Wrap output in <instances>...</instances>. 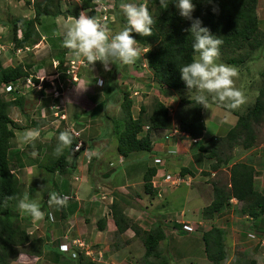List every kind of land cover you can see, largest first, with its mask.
I'll return each mask as SVG.
<instances>
[{
  "label": "crops",
  "instance_id": "1",
  "mask_svg": "<svg viewBox=\"0 0 264 264\" xmlns=\"http://www.w3.org/2000/svg\"><path fill=\"white\" fill-rule=\"evenodd\" d=\"M115 1L108 0V3L110 6L113 4V7L116 9ZM117 1L120 2L119 5L127 3V0ZM119 5H117V9H120ZM66 18L61 16L41 18L40 23L36 26L41 36L38 42L40 45L37 46L40 47L39 52H41V57L42 55L45 57V54H48L49 51H54L56 55H63V57L70 54L62 46L61 26L66 21L72 19L70 17ZM115 67L117 79H119L123 76V73L119 72L116 64ZM139 71L143 72V77L144 73H148L149 69L147 67L146 70H131L130 78L128 76L124 77L125 80L129 78L130 81L124 83H127V86H133L134 84L143 85L144 83L141 84L142 82L140 83V80L138 81L134 78L136 76L132 75V73L136 72L137 77H139ZM148 74L150 75V80L156 83L153 80L151 71ZM77 79L78 82L76 83L86 89L78 91L77 84L74 83L69 95L71 99L75 98L76 101L82 102L83 98L81 97L84 94L86 97L84 102L87 105L90 103V96L93 95L94 91L98 90V87L95 86L94 81L91 82L86 77H79L77 75ZM156 85H158L159 89ZM143 88L146 89L147 92L145 94L148 97L158 98L163 104L162 99H169L170 93H174L177 96H181V94L188 95V90L173 91L152 82H150V85H143ZM194 94L196 95V93ZM87 96L89 99H87ZM194 97L183 99L193 100ZM215 106L218 109L216 111L218 113L214 111L209 113L211 116L209 115L208 123L211 125V129L206 124L205 113L207 112L202 108L201 114L204 131L200 139H193L187 133L180 131L178 122L176 121L177 126L173 127L172 130H151L149 132L151 140V150L149 152H137L128 158H122L117 155L116 145L113 148L110 146L109 149L108 145L107 147L105 145L100 148L98 153L97 150L91 147L84 149L82 156L88 155V151L86 150H89L90 152L88 153L96 159L95 171L97 173L95 174V178L91 180L89 174L87 175L85 170L88 171V167L85 166L84 161H80L81 157L79 156L82 154L80 153L78 156L79 165L76 164L75 171L71 175V177H80V180L74 181L73 178H70L68 183L62 184L63 191L60 192L62 195L71 196H74L76 192L75 197L79 201L72 199L67 201L64 207L56 208L55 206L49 207L47 199L44 201L45 203L39 206L40 209L50 212L48 214H51L50 218L52 220L49 219L48 221V217L47 219L44 218L40 225L36 226V229H39L40 233L35 236V240H38L40 244L41 253L35 254L28 251L27 254L31 258H34V260L36 259V264H146L144 258L145 249L141 238L135 236L134 232L129 228L123 231L118 230L112 216L107 213L106 209L111 208L113 193L118 192L123 198V202H120V204L122 207L121 214L124 218L136 223L146 232L152 228L156 221L161 222L165 238L158 244V254L165 258L169 264H212L205 257L204 244L201 239L202 234L209 231L212 227H220L225 231L226 228L224 226H216L218 216L212 219L204 218L203 210L213 200V183L210 180L221 169L225 170L229 177L231 165L212 171L211 169H206L208 165L214 163L213 160H209L206 157V151L211 147L210 139L225 137L236 124L238 116L245 113L248 108L243 113L238 114L232 110L221 108L220 105ZM133 108V113L137 112L135 103ZM85 113H87L86 118H92V111H85ZM135 115L136 113L133 114V119L137 118ZM147 132V126H144L139 137L144 136ZM256 142L257 137L255 136L250 148L243 149L241 146L236 147L241 148L242 152L234 148L238 151V162L236 163H250L253 166L254 181L260 192L264 195V145H258ZM109 157H114L112 160L116 161L108 162L112 168H106V170L101 171L102 163L108 161ZM147 169L155 170L151 182L155 186L160 187V189L152 187L155 194L149 195L144 193L143 175ZM172 180L182 182L173 189L169 188L170 181ZM162 192L163 194L161 195ZM178 192L183 195V204L179 210L173 209V203L175 198H178L176 195ZM90 197L97 199L98 203L90 202ZM101 197H104V199H101ZM235 202L236 200L233 199V204ZM104 206H106V209H103ZM99 219L106 221L105 228L102 231L97 228V221ZM30 220L32 221V218ZM246 222L248 223V221ZM59 223L63 224V226L61 225L62 228H59ZM251 224L254 226V231L259 234L264 233V215L252 220ZM183 225L190 227L191 231H185ZM200 225L207 226L208 228H198ZM199 232L202 233L200 237L198 235ZM250 232H252V229L244 228V231L240 233V236L245 239L242 242L245 245L242 250V256L253 259L258 264L255 257H248V248H250L248 233ZM258 237L264 239L262 235H258ZM200 240L202 248L201 256H191L188 253L190 245H199L198 241ZM73 241L82 244V248L74 245L69 253L61 251L62 245L68 244L72 246ZM184 245L186 246L185 248H183ZM176 248H178L177 251ZM179 248L182 249L181 253ZM258 249L256 248V251H251L250 255L256 256L257 253L260 254L263 249ZM84 251L89 252L92 260L96 262L85 257L82 254ZM174 255L177 256L175 257ZM20 261L23 263V260ZM147 261L149 264H154L156 259L150 258Z\"/></svg>",
  "mask_w": 264,
  "mask_h": 264
},
{
  "label": "trees",
  "instance_id": "2",
  "mask_svg": "<svg viewBox=\"0 0 264 264\" xmlns=\"http://www.w3.org/2000/svg\"><path fill=\"white\" fill-rule=\"evenodd\" d=\"M169 6L164 9L160 6L159 0H148L146 7H154V12L150 14L154 21L152 25V35L142 37L133 32L137 45L145 49L143 59L148 69L151 71L153 80L157 84L173 91L188 90L181 79L179 67L189 64L198 54L193 52V37L186 31L190 28L191 21L185 20L179 15L175 6V0H168ZM195 5L193 13L194 18H199L203 26L210 29L211 33L220 39L221 46L235 44L238 47L239 42H251L258 33L257 4L258 0H192ZM116 9L119 1H115ZM30 5V1L27 0ZM33 17L28 20L14 22L12 25V42L15 49L32 48L41 39L36 28L43 17H70L78 18L81 10H90V17H95L94 4L92 0H81L80 4L74 3L66 9L62 8L61 0H33L31 3ZM213 8L218 12L214 13ZM116 21L121 24L123 29L126 27V18L121 19L118 13H115ZM19 33V35H18ZM17 34V35H16ZM258 44V43H257ZM220 46V47H221ZM264 47V41L261 45H251L252 51ZM58 64H63V55L57 56ZM242 60L231 63H241ZM31 64H18L2 67L0 62V86L15 82L18 79L26 78L31 75L29 72ZM116 74V72H115ZM114 74V76H115ZM262 86L251 107H248L245 113L238 116L236 124L231 128L228 134L223 138H212L210 149L206 151V157L213 160L210 168L217 170L220 167H227L230 158H223L226 150H233L241 146L243 149L250 148L254 142V135L251 141V129L254 123L259 122L264 116V69L260 74ZM35 83L37 80L33 79ZM116 92V91H115ZM181 101V100H180ZM23 96H16L13 101H5L0 96V264H11L18 255L21 254L20 247L31 243V253L40 254V244L24 229L17 225L18 215L15 208L21 199L20 183L16 175L10 168V140L14 138L13 129L10 128L12 121L9 118L8 111L12 106L22 108ZM188 109L184 116L176 117L179 130L187 133L193 139H200L204 131L202 119V108L195 99L184 100ZM132 102L128 100L127 94H123L121 104V119L115 126L117 131L106 129L105 137H116V152L119 157L128 158L133 153L149 152L151 150V140L149 132L151 130H169L172 128L168 108L160 101H154L149 114L145 115V107L139 109V116L132 118L130 109ZM144 126H147L148 132L139 137ZM119 129V130H118ZM112 131V132H110ZM241 135L249 140L246 143H238ZM250 142V143H249ZM77 145V139L73 136L71 147L67 148L62 155L58 156L49 165L45 166L48 173H68V168L74 169L80 153L84 151L85 143L78 151L73 147ZM95 159L88 165L90 179L93 180V164ZM154 169H147L143 175V189L146 194H155L152 188L151 178L154 176ZM92 177V178H91ZM213 200L204 208L203 217L206 219L214 218L222 211L226 204H231L230 200L247 203L241 214L252 220L258 219L264 215V195L260 192L254 181V169L250 163H234L229 168V188L212 184ZM123 202L122 196L118 192L113 193L111 204V216L115 221L118 230L131 229L135 236L142 240L145 249V263L148 259L154 258V264H169V262L158 254V244L165 238L161 222L156 221L152 228L146 232L136 223H133L122 216ZM237 205V203L235 204ZM27 217V220H30ZM106 221L99 219L97 228L102 231L105 228ZM225 230L212 227L209 231L202 234L205 257L212 264H221L226 258L225 251ZM234 264H256L255 260L242 257Z\"/></svg>",
  "mask_w": 264,
  "mask_h": 264
},
{
  "label": "rangeland",
  "instance_id": "3",
  "mask_svg": "<svg viewBox=\"0 0 264 264\" xmlns=\"http://www.w3.org/2000/svg\"><path fill=\"white\" fill-rule=\"evenodd\" d=\"M29 1L30 5L27 4V0H0V62L2 63V67L11 65L15 66L18 64H31L32 67L29 71L31 75L33 77L42 79V81L39 80L38 83L43 87L42 91H38L37 89L33 90V88H30V90H21V94H19L23 95V103L21 105L22 108L12 106L8 111L9 118L12 121V125L10 126V128L13 129L14 133V138L10 140V168L19 180L20 190L22 194L21 199L27 197L29 201H33L37 203L38 206H41L43 203H45L44 201L48 199L49 193L54 192L59 196L62 195L60 192L63 191V183H68V180L70 178H73V180L76 181L74 179L75 177H71L75 169L70 170L68 168V173L65 174H59L57 172L50 174L45 169V166L49 165L58 157L54 154V150L57 146L58 136L60 132L68 129L71 131V133L75 132L79 134V136L75 138L78 141L85 143V149H89L91 147L97 150L98 153V151H100V148L105 145L106 147L108 145V149L110 148V146L111 148H113L116 145V137L107 135L105 137V133L106 129L108 130L107 132H109L110 129H114V131H117L115 126L119 124V121L121 119V104L123 102V94H127L128 100H131L132 105L130 112L132 116L136 113L135 117L139 116V109L141 106L145 107L144 117H146L147 114L150 113L154 101L159 100L158 98H153L152 96L148 97V95L145 94V92L147 91L143 88V85H150V82L156 84L154 81L150 80V75L148 74L149 71H147L148 73H144L143 77L142 71H139V77H137L136 72L132 73L133 76H136L134 77L135 79H137L138 81L140 80V83L142 82L141 84L144 83L143 85L134 84L133 86H127V83H124L130 81L129 78L131 76V70L133 71L135 69H147L146 62L143 59L145 49L138 45L137 47L140 49V57L134 64L124 65L120 62L116 63L119 72L123 73V76L119 79H117V73L115 74V64H111V71L106 72L104 70L103 64L100 61H97L94 65H90L84 58L81 57L77 59L71 54H68L63 57V64L61 66L58 65L56 74L54 66L58 64V59L56 57L58 55H56L54 51H49L48 54H45V57L44 55H42L41 57V52H39L40 47H37L40 45V43H37L32 48L28 49H13L14 44L12 42V25L14 24V22L28 20L33 17V10L31 6L33 0ZM104 1L107 0H92L94 7H100V11H95L94 14L98 19L100 17L102 18L103 15H106L107 20L104 24L107 25V28L109 29V36L111 37L123 30L121 24L116 21L115 13H118L121 19H124L125 17L120 9L116 10L113 7V4H111V7L113 9L104 6V9L108 8V13H106L107 11L101 10V4L104 3ZM75 2L77 4H80L81 0H61L62 8L66 9L69 6H73ZM147 2L148 0H127V3H134L137 5L145 4V6ZM149 10L151 13H153L154 7H149ZM81 11H86L87 15L90 16L89 10ZM256 13L258 20V33L255 35L253 41L239 42L238 47L235 44L229 46H221L219 50V58L216 61L217 64H224L236 70L237 75L234 77V86L242 92L245 101L240 107L232 110L234 113L238 114L243 113V111H245L247 107L252 106L258 94V91L262 86V78L260 74L264 69V47H260L256 51H252L251 45L253 44L259 46L261 45V42L264 41V0H258ZM197 56H195L194 58H196ZM238 60H242V62L238 64L231 63V61L237 62ZM46 67L47 69H45ZM67 68L71 71L65 73ZM43 69L45 70L43 71ZM61 69L64 70L62 71ZM57 75H60L58 78L59 82H54V79ZM74 75H76V78L77 75H79V77H86V79L91 80V82L94 81L95 86L98 87V90L94 91L93 95L90 96V103H88L87 105L84 102L86 100L84 94L81 97L83 98L82 102L76 101L74 97V99H71V96L69 95V92L73 87L72 84L78 82H72ZM125 76H128L129 78H126L125 80ZM98 80L103 81L102 86L98 85ZM59 87H61L62 90L59 89V93L57 94L56 88L58 89ZM156 87L158 88V85H156ZM115 91L118 93H116ZM194 93H196L195 90L191 94H189V92L187 91L188 95L181 94V96L170 93L169 99H162V101L168 108V113L172 121L171 130L173 129V127L177 126L176 117L184 116V113L188 109V107L183 103L185 100L183 98L194 97ZM9 98V96H6V99ZM87 99H89L88 96ZM179 99L181 100L180 102ZM209 101V104L211 106L209 105V109L205 110V112H207L205 113V119L206 124L211 129V125L208 123V119L209 115L211 116V114H209L210 112H216L218 110L215 105H220L221 108H224L226 110L229 109H227L223 104L212 101L211 97H209ZM134 103L137 112L133 113ZM85 111H92L93 116L92 118L90 117L91 119L86 118L87 113H85ZM29 129H35L39 131V137L35 140L34 147L31 144L21 143L23 134ZM253 135L257 137L256 143L258 145H264V116L259 122L254 123L251 129V141L253 139ZM211 140L212 139H210V141ZM238 140V143L240 144L246 143L249 140V136L248 139H246L244 135H241ZM66 149L67 148L64 149V152ZM236 149L239 152H242L241 148ZM86 151L90 152L89 150ZM238 151L233 149L226 150L224 152L225 154L223 158H230V162L228 163V165L234 164L233 162H238ZM88 152V155L86 156H82L84 152L79 156L81 157L80 161H84L86 167H88L89 163L92 162V159H95ZM113 158L114 157H109L108 161H104L102 163L101 171L106 170V168H112L109 166V163L116 161L112 160ZM78 161L79 158L77 159V165H79ZM95 164H97V162H94L93 164V179L95 178V174L97 173L95 171ZM211 164L208 165L206 169L210 170ZM221 168L224 167H220V169ZM85 171L88 175L89 171ZM78 179L80 180V177H78ZM210 182L213 184H217L218 186L225 187L226 189L229 188V177L223 169H221V171L218 172L215 177L210 180ZM162 194L163 192L161 193V195ZM75 195L76 192L74 193V197ZM176 195L178 196V198H175L173 209L179 210L181 205L183 204V195H181L180 192L176 193ZM245 206H247V203L237 202V205L228 203L224 206L222 211L216 215L218 216L216 226H224L226 228L224 238V242H226L224 244L226 258L223 262H221V264H234L235 261L239 260L240 258L246 257L242 256V250L245 246L242 244V242H244L245 239L240 236V233L244 231V228L252 229V232L248 234L254 236V238L248 236V242L250 245V248H248V257H255L258 261V264H264V246H261V242H264V239L258 237V235H262L264 237V233L259 234L253 230L254 226L250 227L252 221H248L241 214L242 209H244ZM41 211L44 213V218L47 219L48 213L50 212H46L44 209H41ZM15 212L18 215L17 225H19L21 229H24L28 235L35 239V236L40 233L39 229H36V226H39L42 220L36 222H33V220H27V217L30 216L21 215L18 209V205L15 208ZM109 214L111 215V212ZM47 220L49 221V218ZM246 221H248V223ZM61 223L58 224L59 228L61 227V225L63 226V224ZM198 228L204 229L208 227L200 225ZM201 234L202 233L200 232L198 233L199 237ZM198 243L199 245H190L188 253L191 256H201V240L198 241ZM185 247L186 246L184 245L183 248ZM31 248V243L20 247L19 250L21 251V254H19L17 259L11 264H36V259L34 260V258H31L27 254V252L30 251ZM256 248L263 250L259 254L257 253L259 250L258 249L256 252V256H251L250 252L253 250L256 251ZM179 249L181 253L182 249ZM177 250L178 248H176V251ZM174 256L176 257L177 255ZM20 259L23 260V263H21Z\"/></svg>",
  "mask_w": 264,
  "mask_h": 264
},
{
  "label": "clouds",
  "instance_id": "4",
  "mask_svg": "<svg viewBox=\"0 0 264 264\" xmlns=\"http://www.w3.org/2000/svg\"><path fill=\"white\" fill-rule=\"evenodd\" d=\"M159 3L164 9L169 6L168 0H159ZM175 6L182 18L191 21V26L186 31L191 33L192 49L198 54L191 63L179 67L181 79L189 94L195 90V102L205 110L209 109V97L229 110L237 109L245 101L242 92L234 86L236 70L216 63L223 43L222 39L213 35L208 27L203 26L199 18L193 17L195 5L192 0H175ZM119 7L127 22L122 31L110 37L106 24L101 23L96 16L90 17L86 11H81L78 18L74 17L61 26L62 46L73 57L77 59L82 57L90 65L100 61L106 72L111 71V64L117 62L124 65L134 64L140 57V49L132 33L150 37L154 21L148 8L143 4L121 3ZM96 11L99 12L100 7ZM213 12H218V9L213 8ZM97 83L100 86L103 85L102 80H98ZM84 89L86 88L77 84L78 91ZM38 137V130L29 129L23 134L21 143L31 144L34 147ZM72 142L73 135L70 130L60 132L54 154L62 155L65 148L71 147ZM66 202V197L54 192L49 193V207L61 208L66 205ZM18 209L21 215L30 216L33 222L44 219V213L38 204L29 201L27 197L19 200Z\"/></svg>",
  "mask_w": 264,
  "mask_h": 264
},
{
  "label": "built area",
  "instance_id": "5",
  "mask_svg": "<svg viewBox=\"0 0 264 264\" xmlns=\"http://www.w3.org/2000/svg\"><path fill=\"white\" fill-rule=\"evenodd\" d=\"M109 5V3H108V0L107 1H104V3H102L101 4V6H102V8H101V10H103V11H107V9L108 8H105L104 9V6H106V7H110L111 9H113L110 5ZM109 8V9H110ZM93 10H94V12L97 10V8L96 7H94L93 8ZM90 11V10H89ZM106 13H108V11L106 12ZM103 18V19H102ZM100 17L99 18V20L101 21V20H103V21H101V23H106V20H107V17H106V15L104 16L103 15V17ZM105 21V22H104ZM13 49H15V48H13ZM24 49H28V48H24ZM15 50H23V49H15ZM55 63V62H54ZM74 63V62H73ZM58 65L59 64H57L56 66H54V69H55V73L57 74V67H58ZM147 66V65H146ZM62 71L64 70V69H61ZM69 71H71V70H69L68 68H67V70L65 71V73H67V72H69ZM150 71V70H149ZM55 74V75H56ZM59 76L60 75H57L56 76V78L54 79V82L55 81H58V78H59ZM53 77H55V76H53ZM53 77H52V79H53ZM33 79H35V80H37V83H35L34 82V80ZM39 80L40 81H42V79H39L38 77H33L32 75H30V76H28V77H26V78H21V79H18V80H16L15 82H10V83H7V84H1V86H0V96H2L5 100H7V101H13L14 99H15V97L16 96H23V95H20L21 94V90H30V88H33V90H38V91H42L43 90V87L41 86V84L39 85L38 83H39ZM78 79L76 78V75H74L73 76V80H72V82L74 83V82H76ZM59 82V81H58ZM58 87V86H57ZM59 89H61L62 90V88L61 87H59L58 89L56 88V90H57V94L59 93ZM60 90V91H61ZM29 92V91H28ZM20 93V94H19ZM6 96H9L10 98L9 99H6ZM73 133V136L74 137H78L79 136V134H77V133H75V132H72ZM193 141H196V140H193ZM82 142L81 141H78L77 140V145L76 146H74L73 147V150L74 151H78L79 150V148H80V146H82ZM76 181L77 180H79L78 179V177H75L74 178ZM182 181H178V180H172V181H170V186H169V188H173V189H175L178 185H179V183H181ZM151 184H152V187L153 188H157V189H160V187H157V186H155L154 184H153V182H151ZM60 196H62V197H66L67 198V201H70V200H75V201H79L76 197H74V196H71V195H60ZM101 199H104V197H101ZM89 201L90 202H92V203H98V201H97V199H95L94 197H90L89 198ZM230 203L231 204H233V199H231L230 200ZM237 202H235V204H236ZM103 209H106V206H104L103 207ZM107 210V213H110L111 211H110V209H106ZM51 214H48V218L50 219V220H52L51 218ZM248 221H251L252 219L251 218H248L247 216H244ZM250 227H253L252 226V224H250ZM183 229L185 230V231H191V229H190V227H187V226H185V225H183ZM248 236H250L251 238H254V236H252V235H250V234H248ZM74 245H76V246H78L79 248H82V244H80L79 242H76V241H73L72 242V246H70V245H68V244H64V245H62L61 246V251L62 252H64V253H69L70 251H71V249H72V247L74 246ZM261 246H264V242H261ZM85 257H87V258H89V259H91V261H93L92 260V257H91V255H90V253L89 252H83L82 253ZM21 260V259H20ZM93 262H96V261H93Z\"/></svg>",
  "mask_w": 264,
  "mask_h": 264
}]
</instances>
